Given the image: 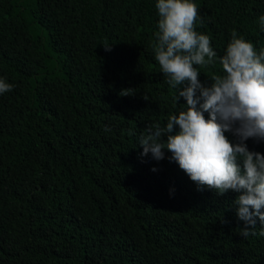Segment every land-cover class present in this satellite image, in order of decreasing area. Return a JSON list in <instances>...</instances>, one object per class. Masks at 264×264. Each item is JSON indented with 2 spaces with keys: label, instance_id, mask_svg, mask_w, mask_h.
I'll return each instance as SVG.
<instances>
[{
  "label": "trees",
  "instance_id": "trees-1",
  "mask_svg": "<svg viewBox=\"0 0 264 264\" xmlns=\"http://www.w3.org/2000/svg\"><path fill=\"white\" fill-rule=\"evenodd\" d=\"M157 2L0 0V264H264L240 193L205 192L166 149L141 155L186 104L155 59ZM193 2L217 54L195 66L207 87L233 31L264 49V0Z\"/></svg>",
  "mask_w": 264,
  "mask_h": 264
},
{
  "label": "clouds",
  "instance_id": "clouds-1",
  "mask_svg": "<svg viewBox=\"0 0 264 264\" xmlns=\"http://www.w3.org/2000/svg\"><path fill=\"white\" fill-rule=\"evenodd\" d=\"M155 7L160 17L155 59L177 92L174 100L180 103L184 98L186 104L165 126H148L139 141L141 155L151 153L159 161L165 158L166 149L205 192L217 196L229 190L240 193L235 204L244 222L241 235H255L257 218L264 225V153L250 151L245 141L264 140V49L257 53L251 42L233 31L219 60L223 74L210 77L206 87L195 66H215L217 54L210 37L195 30L197 5L193 0H158ZM259 19L264 27V16ZM12 87L0 80V94ZM225 133H232L238 142L233 143Z\"/></svg>",
  "mask_w": 264,
  "mask_h": 264
}]
</instances>
